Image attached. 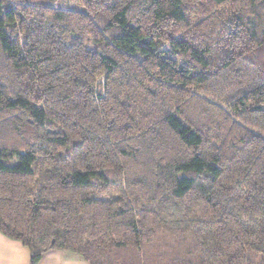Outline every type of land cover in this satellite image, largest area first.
Listing matches in <instances>:
<instances>
[{"label":"trees","instance_id":"16d2710c","mask_svg":"<svg viewBox=\"0 0 264 264\" xmlns=\"http://www.w3.org/2000/svg\"><path fill=\"white\" fill-rule=\"evenodd\" d=\"M74 2L0 0V233L264 264V0Z\"/></svg>","mask_w":264,"mask_h":264},{"label":"crops","instance_id":"0c3cea01","mask_svg":"<svg viewBox=\"0 0 264 264\" xmlns=\"http://www.w3.org/2000/svg\"><path fill=\"white\" fill-rule=\"evenodd\" d=\"M0 264H31L28 247L0 233ZM36 264H89V262L72 253L50 250Z\"/></svg>","mask_w":264,"mask_h":264},{"label":"rangeland","instance_id":"374dc122","mask_svg":"<svg viewBox=\"0 0 264 264\" xmlns=\"http://www.w3.org/2000/svg\"><path fill=\"white\" fill-rule=\"evenodd\" d=\"M28 1H31V2H41L42 4H45V3H54V4H58L60 5L61 7L63 6H76L74 0H28ZM101 80V78L98 79V81ZM200 80H203V79H200ZM11 161L16 164L17 161L15 159V157H10Z\"/></svg>","mask_w":264,"mask_h":264}]
</instances>
